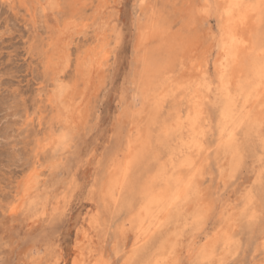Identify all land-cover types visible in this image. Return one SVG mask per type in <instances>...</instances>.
Returning <instances> with one entry per match:
<instances>
[{
    "label": "rangeland",
    "instance_id": "rangeland-1",
    "mask_svg": "<svg viewBox=\"0 0 264 264\" xmlns=\"http://www.w3.org/2000/svg\"><path fill=\"white\" fill-rule=\"evenodd\" d=\"M109 1L82 0L75 12L77 22L80 21L75 32V28L69 27L71 0H62L57 12L45 0L39 3L38 0H0V261L69 264L72 260L79 264L81 257L86 259L90 255L87 251L91 250L92 263L103 257L111 264L116 260L120 264H145L149 252L152 255L161 251L162 238L153 242L149 252L144 250L132 256L135 255L131 251L136 238L135 205L149 175L160 163L167 162L171 150L180 144L178 132L166 135L163 123L170 122L173 106L188 111L191 107L188 93L196 82L189 88L178 87L175 95L166 87L165 96L160 97L164 106L153 119V102L144 103L139 96L138 78L142 55L157 49L160 41L156 37L147 49L142 41L148 20L156 11L163 23H171L174 37L180 34L184 37L186 50L199 45L195 72L208 65L210 73L217 77L213 64L220 51L219 18L215 13L204 15L196 11L203 0H145L142 5L137 0ZM104 46L107 58L99 74L91 79L82 73L83 67L90 53L93 55L95 49L101 56ZM188 57L186 62H190ZM61 75L66 88L74 89L77 101L84 106L80 111H71L68 118L73 122L68 127L64 117L69 112H63L66 99L64 103L55 99L54 80ZM199 94L204 96L207 90L202 88ZM206 100L208 120L204 130L209 149L202 157L201 163L206 168L203 177L200 176V186L203 185L202 194L209 209L199 219L191 215L189 220H181L171 231L174 234L169 242L177 244V264H220L221 260L261 264L264 261V148L261 140L249 136L250 140L241 141L243 145L239 143L235 153L228 154L219 139L220 98L211 95ZM58 116L62 117L61 121ZM140 123L143 128L149 127L151 147L133 168L123 194L113 200L106 190L109 166L114 160L123 159L129 130ZM53 133H68L69 144L64 148L63 145L55 149L47 147ZM37 156L43 164L40 201L32 206L20 205L15 213H10L8 205L21 194L22 181L37 166L34 165ZM230 202L233 209H226L224 205ZM54 206H66L67 211L52 222ZM226 234L231 238L227 245ZM89 245L92 249H87ZM210 247L215 248L214 257L208 259L206 250Z\"/></svg>",
    "mask_w": 264,
    "mask_h": 264
},
{
    "label": "bare ground",
    "instance_id": "bare-ground-1",
    "mask_svg": "<svg viewBox=\"0 0 264 264\" xmlns=\"http://www.w3.org/2000/svg\"><path fill=\"white\" fill-rule=\"evenodd\" d=\"M39 1L40 0H38V3ZM45 1L47 2L48 6L56 12L60 10V7L62 6V0H45ZM105 1L108 2L109 0H105ZM203 1L204 2L201 4V6L199 5L200 8L196 11L200 10V13L206 15L204 13V9H206L209 4H212L214 6L212 10L213 13H215L216 17L219 18L220 51H218L219 53L217 56L215 55L216 59L213 65L215 71L217 72L218 66L223 64L224 68L226 69V71L223 73L224 74L223 81H221L218 76L214 77L210 73L208 65L207 66L205 65L206 67L202 69L200 72L198 71L195 72L196 62H197L195 61L197 54V46L199 45H196V48L193 47L191 49H189L188 47L186 50V48L183 47L184 37L180 36L181 34L177 37L176 36L174 37L172 31L173 28L172 25H170L171 23L168 22L163 23L161 19V14L157 13L156 11H153L151 16L149 15L150 18L148 20L147 31H146L147 33L144 35L142 41L144 49H147L149 42L156 39V37L160 41V45L159 47H157V49L154 48L153 51L149 50L144 55H142L143 57L142 69L140 71L138 78V82H139L138 92L140 93V94L138 93L139 96L140 95L142 96V100L144 103L150 101L153 102L152 103L153 113H154V116L152 113L153 119H156L159 109L162 106H164L163 103L160 101V97L161 95H164V92L167 90L166 87H168L170 92L172 91V93H174L175 95L178 87L186 85V87L189 88L193 81L196 82L193 91H190V93H188L190 94L188 95L189 97L188 100L191 102V105H189V107L190 106L191 107L188 109L187 112H183L182 109H179L178 107L171 105L173 101L170 100L172 102L170 106H173L171 107L173 109L171 112V116H169L171 117L169 119L170 122H164L162 129L166 135H170L171 133L173 135L178 132L177 138L179 139L180 144L176 148L171 150L167 162L160 163L159 167L155 170V172L149 175V178L144 183V187L140 191L141 193L140 201H138L137 205H135L136 208L133 217L136 220L135 221L136 238L133 246L131 247V251L135 252L132 253L135 254L132 256H136L137 253L140 254V252L142 253L144 252V250L150 251L152 249L151 245L153 244V242H155V240H159L161 238L163 240L161 244L160 252L151 255L152 252L150 253L148 251L149 252L148 255H150L149 256L150 258L148 259V261H146L145 264H177L176 251H175L176 250L175 246L177 244L176 243L170 244L169 242L170 237H172V235L174 234V233L171 234V231L177 227L178 223L181 220L182 221L189 220L191 218V215L195 219L196 218L199 219L203 217L206 211L209 209V205L207 203L208 201L204 199L203 196L204 194H202L201 187L203 185L200 186L201 185L200 176L203 177L202 176V174H204L203 170L206 168V166L204 168V164L201 163L202 157L208 148L205 145L206 133L204 130V125L208 120L207 112L204 108V104L207 101L206 99H209L211 95L214 96L215 98L218 99L220 98L222 109H221V113H219L221 114L219 118L220 119L219 139H220V145L226 147L227 151L229 152L228 154L235 153L239 143L241 141H244L249 136L251 137L255 136L259 140H261L262 147L264 148V127L261 126L262 123H264V82L260 80L256 71L259 64L261 45L264 44V11H262L260 7L261 0H213V1L203 0ZM80 2H82V0H71L70 2L71 11L69 15L71 16L70 17L71 20L70 21L68 20L70 28L78 27V23L80 22V21L77 22V19L75 17L76 16L75 12L78 9L77 8L78 5L82 4ZM137 2L139 5L145 4L144 3L145 0H137ZM234 2L239 3L244 7L232 9V15L229 16L227 14L226 9L230 4ZM45 7L43 8L47 9ZM97 7L99 8L98 5ZM75 32H77L76 28H75ZM101 52H102L101 56L100 55L98 56L97 52L95 53V49H94L93 55L91 54L92 53L91 52L90 53L91 56H89V59L86 60L85 65L83 67L82 73L88 75L91 79L92 77L96 76L95 75L96 73L100 71V69L103 66V60H106L107 58L104 57L105 53L107 54L106 46H104L101 49ZM187 57L190 59L189 60L190 62H186ZM198 60L200 61V59ZM197 67L200 68L201 66L198 65ZM103 71L104 69L101 70V73ZM179 79H182V81H179ZM54 81H55V85L57 86V91L55 95L56 101L61 103L66 99L67 102L63 112L65 110L69 112L68 116L64 117V122L68 127L73 122L72 119L68 118L71 115V111L72 112H77L78 110L80 111L84 106L81 105V102L79 103L77 101V98L73 93L74 89L70 87L66 88V85H64L65 80L62 75L56 76ZM85 86H88L90 88L89 84L88 85L86 84ZM92 87L93 85L91 86V88ZM188 88L185 89L188 90ZM202 88H205L207 90V94L206 95L204 94V96L199 94L200 89ZM85 90H89V89H85ZM169 94L170 93H168V95ZM56 112L59 111L56 110ZM197 112H199V115H197ZM58 118L61 121L62 117L60 118L58 116ZM151 123L152 122H150V125ZM134 125L132 129L129 130V134L127 136L128 142L126 144V148H125L126 151L124 153L123 159L122 160L116 159L113 161L114 163H111V165L109 166L110 170L108 172L109 175L107 179L108 181H107L106 190L109 197L113 200L118 199L123 194V191L127 183H129V181L131 180L130 176L132 174L133 168L147 155L151 147L152 139H151L149 127L147 128L145 126L143 128L141 126V123L135 126ZM222 131L226 133L227 132L234 133L235 140L230 143L228 141L227 135L222 137L221 135ZM157 137L159 138V136ZM247 139L250 140L249 138ZM68 141H69L68 133H61L59 135L58 133H53V136L50 137V141L48 142L47 147L49 146L55 149L57 148V146L59 147L63 145L64 148L65 145L69 144ZM240 144L243 145V143ZM239 151L241 152V150ZM65 153H63V155ZM240 154H242V152ZM237 161L239 160L237 159ZM228 164H230V162ZM34 165H37L35 169L32 170V172H29L22 181L21 194L14 202L12 203L10 202V204L8 205V209L10 213H15L20 205L21 207L22 205L32 206L34 205L33 203L35 202L37 203V201L39 203L40 201L39 188L41 182L40 178L42 175L41 167L43 166L41 158L39 156L35 157ZM125 170L127 173L126 178L124 177V175H122V172ZM221 175L222 174H220V176ZM117 177L120 178L119 181L114 182L116 181ZM193 203H196L197 206L196 207L193 206ZM224 206L226 207V209H230V208L233 209L231 202L225 204ZM93 224L92 226L94 227ZM89 235L90 234H88V237ZM226 236L227 237L224 238V243H226L225 245H227L229 240L231 239L230 235L226 234ZM90 242L91 239L89 237L88 243L90 244ZM93 243L91 244L93 245ZM92 245H89L87 249H92ZM140 247L142 250L140 249ZM93 249L95 248L93 247ZM82 250L83 249H81V251ZM214 250L215 248L213 249L212 247L206 250L207 251L206 257L208 259L210 257H214ZM94 251L96 250H93V252ZM188 251L190 250L188 249ZM87 252H89L90 255L86 257V259L85 257H81L83 259L82 260L80 259L79 264H98V261L99 262L106 261L103 257H101L100 259H97L96 262L92 263L91 250H88ZM261 264H264V261Z\"/></svg>",
    "mask_w": 264,
    "mask_h": 264
},
{
    "label": "snow or ice",
    "instance_id": "snow-or-ice-1",
    "mask_svg": "<svg viewBox=\"0 0 264 264\" xmlns=\"http://www.w3.org/2000/svg\"><path fill=\"white\" fill-rule=\"evenodd\" d=\"M241 7H244V6L241 5V4H239V3L234 2V3L230 4L228 6V8L226 9L227 14L229 16H231L232 15V9L241 8ZM260 7H261V10L264 11V0H261ZM213 8H214V6L212 4H209L207 6V8L204 9V13L206 15H212L213 14V11H212ZM241 43H243V42H241ZM41 54L44 55V53H41ZM225 71H226V69L224 68L223 64H221L220 66H218L217 76L219 77V79L221 81L224 80V74L223 73ZM256 71H257V74H258L260 80L262 82H264V44L261 45L259 64H258V68L256 69ZM197 115H199V112H197ZM261 126L264 127V123H262ZM221 135H222V137L225 136V135H227L228 141L230 143L235 140L234 133H232V132H227L226 133V132L222 131L221 132ZM122 175H124V177L126 178V175H127L126 170L122 172ZM119 179L120 178L117 177L116 178V181H114V182H118ZM66 211H67V207L66 206L63 207V208H61L59 206H54L53 207V210H52V216H53V221L52 222H55L56 219H59L60 217H62L66 213ZM0 264H11V262L0 261ZM60 264H63V262L61 261ZM69 264H78V261H72V260H70L69 261ZM98 264H111V262L110 261H103V262H99L98 261ZM115 264H120V260H116L115 261ZM220 264H236V262L235 261H224V260H221L220 261Z\"/></svg>",
    "mask_w": 264,
    "mask_h": 264
}]
</instances>
